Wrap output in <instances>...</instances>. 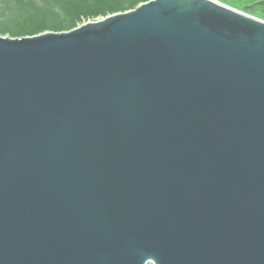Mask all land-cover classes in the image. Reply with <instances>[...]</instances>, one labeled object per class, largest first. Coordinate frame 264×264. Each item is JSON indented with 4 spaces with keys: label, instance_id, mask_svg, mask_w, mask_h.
<instances>
[{
    "label": "water",
    "instance_id": "95a60500",
    "mask_svg": "<svg viewBox=\"0 0 264 264\" xmlns=\"http://www.w3.org/2000/svg\"><path fill=\"white\" fill-rule=\"evenodd\" d=\"M0 264H264V22L152 0L0 36Z\"/></svg>",
    "mask_w": 264,
    "mask_h": 264
},
{
    "label": "rangeland",
    "instance_id": "374dc122",
    "mask_svg": "<svg viewBox=\"0 0 264 264\" xmlns=\"http://www.w3.org/2000/svg\"><path fill=\"white\" fill-rule=\"evenodd\" d=\"M150 1L152 0H0V36L17 39L45 33H66L83 25L135 10ZM210 1L264 22V0ZM123 2H126V8L119 7Z\"/></svg>",
    "mask_w": 264,
    "mask_h": 264
},
{
    "label": "trees",
    "instance_id": "16d2710c",
    "mask_svg": "<svg viewBox=\"0 0 264 264\" xmlns=\"http://www.w3.org/2000/svg\"><path fill=\"white\" fill-rule=\"evenodd\" d=\"M124 3H126V2H123L122 5H119V7H120V8H126L125 5H124ZM126 5L128 6V5H129V2H128ZM125 10H126V9H125Z\"/></svg>",
    "mask_w": 264,
    "mask_h": 264
},
{
    "label": "bare ground",
    "instance_id": "6f19581e",
    "mask_svg": "<svg viewBox=\"0 0 264 264\" xmlns=\"http://www.w3.org/2000/svg\"><path fill=\"white\" fill-rule=\"evenodd\" d=\"M212 2H214V1H212ZM215 3H217V2H215ZM217 4H219V3H217ZM221 5V4H220ZM221 6H223V5H221ZM223 7H226V6H223Z\"/></svg>",
    "mask_w": 264,
    "mask_h": 264
}]
</instances>
